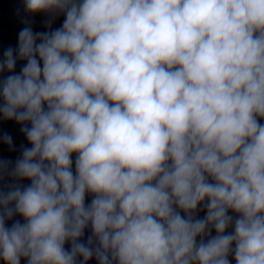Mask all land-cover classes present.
I'll use <instances>...</instances> for the list:
<instances>
[{
    "label": "clouds",
    "instance_id": "9594fccd",
    "mask_svg": "<svg viewBox=\"0 0 264 264\" xmlns=\"http://www.w3.org/2000/svg\"><path fill=\"white\" fill-rule=\"evenodd\" d=\"M25 7L66 18L19 32V74L0 60V115L31 145L0 160L30 181L0 190L5 264H264V0Z\"/></svg>",
    "mask_w": 264,
    "mask_h": 264
}]
</instances>
